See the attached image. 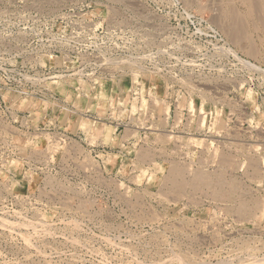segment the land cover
<instances>
[{"label": "rangeland", "instance_id": "rangeland-1", "mask_svg": "<svg viewBox=\"0 0 264 264\" xmlns=\"http://www.w3.org/2000/svg\"><path fill=\"white\" fill-rule=\"evenodd\" d=\"M2 223L0 264H264V0H0Z\"/></svg>", "mask_w": 264, "mask_h": 264}, {"label": "bare ground", "instance_id": "bare-ground-1", "mask_svg": "<svg viewBox=\"0 0 264 264\" xmlns=\"http://www.w3.org/2000/svg\"><path fill=\"white\" fill-rule=\"evenodd\" d=\"M93 98V97H92ZM154 110V109H153ZM153 118V117H152ZM7 141V140H6ZM19 149V148H18ZM55 149V148H54ZM173 149V148H172ZM214 150V149H213ZM158 153V152H157ZM167 153V152H166ZM249 153V152H248ZM176 155V154H175ZM249 155V154H248ZM213 157H214V155H213ZM212 159V158H211ZM214 159V158H213ZM197 160V159H196ZM209 163V162H208ZM219 164V163H218ZM237 165V164H236ZM91 166V165H90ZM226 166V165H225ZM81 168H82V166H81ZM206 168V167H205ZM222 168H224V167H222ZM237 168V167H236ZM229 169H231V168H229ZM81 170V169H80ZM191 170V169H190ZM22 171V170H21ZM189 171V170H188ZM193 171V170H192ZM89 174V173H88ZM222 174V173H221ZM255 176V175H254ZM20 177V176H19ZM216 179V178H215ZM103 180V179H102ZM105 180V179H104ZM255 181H256V179H255ZM106 187V186H105ZM203 187V186H202ZM199 193V192H198ZM81 195V194H80ZM145 195V194H144ZM210 195V194H209ZM121 196H123V195H121ZM73 197V196H72ZM74 197H76V196H74ZM146 197V196H145ZM123 198V197H122ZM122 198H121V200H122ZM170 198H171V196H170ZM197 198V197H196ZM53 199H54V197H53ZM60 199V198H59ZM66 199V198H65ZM205 199V198H204ZM22 200V199H21ZM25 201V200H24ZM23 201V202H24ZM170 201H171V199H170ZM28 203V202H27ZM65 203V202H64ZM260 203V202H259ZM68 204H69V202H68ZM84 204V203H83ZM27 205V204H26ZM61 205V204H60ZM79 205V204H78ZM81 205V204H80ZM62 206V205H61ZM69 206H70V204H69ZM73 206V205H72ZM235 206V205H234ZM85 208V207H84ZM128 209V208H127ZM263 210V209H262ZM260 214V213H259ZM36 216V215H35ZM40 218V217H39ZM42 219V218H41ZM252 219V218H251ZM137 220V219H136ZM190 220V219H189ZM242 220V219H241ZM4 221V220H3ZM37 222H38V220H37ZM36 222V223H37ZM38 223H40V222H38ZM37 223V224H38ZM240 223V222H239ZM7 224L8 225H10L8 222H7ZM45 224V223H44ZM198 224V223H197ZM203 224V223H202ZM3 225V223L0 225V226H2ZM39 225H41V224H39ZM201 225V224H200ZM11 226V225H10ZM24 226V225H23ZM31 226H32V224H31ZM50 226V225H49ZM25 227V226H24ZM27 228V227H26ZM31 228V227H30ZM9 229V228H8ZM166 229H167V227H166ZM39 230H41V229H39ZM44 230H45V228H44ZM168 230V229H167ZM48 231V230H47ZM216 231V230H215ZM41 232V231H40ZM196 235V234H195ZM37 236V235H36ZM181 236V235H180ZM179 236V237H180ZM52 237V236H51ZM187 237V236H186ZM53 238V237H52ZM219 238V237H218ZM221 239V238H220ZM79 240V239H78ZM77 240V241H78ZM86 240V239H85ZM217 241V240H216ZM86 242V241H85ZM160 242H161V240H160ZM177 242V241H176ZM46 243V242H45ZM73 243V242H72ZM71 243V244H72ZM163 243V242H162ZM30 244H31V242H30ZM182 244V243H181ZM45 245V244H44ZM75 245V244H74ZM77 245H78V243H77ZM82 245V244H81ZM159 245V244H158ZM187 245V244H186ZM92 246V245H91ZM86 247V246H85ZM171 248V247H170ZM256 248V247H255ZM38 249V248H37ZM44 249H45V247H44ZM52 249V248H51ZM39 251H40V249H39ZM175 251V250H174ZM262 251V250H261ZM255 252V251H254ZM175 254V253H174ZM77 255V254H76ZM195 255V254H194ZM177 256V255H176ZM135 257V256H134ZM151 257V256H150ZM156 257V256H155ZM178 257V256H177ZM177 257H175V258H177ZM73 258V257H72ZM71 258V259H72ZM154 258V257H153ZM81 259V258H80ZM249 259V258H248ZM77 260V259H76ZM170 260V259H169ZM168 260V261H169ZM258 260V259H257ZM183 261V260H182ZM262 261V260H261ZM81 262V261H80ZM255 262V261H254ZM263 262V261H262ZM70 263V262H69ZM160 263V262H159ZM230 263V262H229ZM150 264V263H149ZM154 264V263H153ZM172 264H173V262H172ZM198 264V263H197ZM241 264V263H240Z\"/></svg>", "mask_w": 264, "mask_h": 264}]
</instances>
